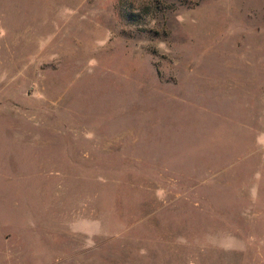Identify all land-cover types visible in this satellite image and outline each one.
I'll use <instances>...</instances> for the list:
<instances>
[{
    "label": "rangeland",
    "instance_id": "rangeland-1",
    "mask_svg": "<svg viewBox=\"0 0 264 264\" xmlns=\"http://www.w3.org/2000/svg\"><path fill=\"white\" fill-rule=\"evenodd\" d=\"M0 264H264V0H0Z\"/></svg>",
    "mask_w": 264,
    "mask_h": 264
}]
</instances>
